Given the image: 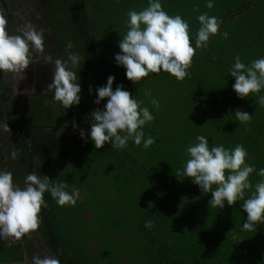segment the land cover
<instances>
[{"label":"rangeland","instance_id":"1","mask_svg":"<svg viewBox=\"0 0 264 264\" xmlns=\"http://www.w3.org/2000/svg\"><path fill=\"white\" fill-rule=\"evenodd\" d=\"M235 1L243 3L251 0ZM255 1L257 0H252L250 4L240 8H248L247 10L223 21L220 17L229 6H223L221 0H213L212 9L205 7V0H161L164 11H172L173 14L170 15H180L188 21L192 37L195 36V30L190 29V24L199 28L196 17L207 12L218 18L219 32H227L228 38H222L218 32L210 37L206 48L195 50L187 71L196 83L190 82V75L177 81L175 77L161 71L158 74L151 73L135 91L130 92L154 116V120L144 127L145 135L154 138V144L147 150L142 144L137 146L131 141L124 149H114L109 143L106 144L110 145L107 159L94 160L84 168L63 158L42 161L38 157L33 159V169L41 167V175L47 176L50 183L63 182L68 185L69 190L75 188L80 193L73 206H58L55 200L50 202L53 203L50 207L57 218L55 228L58 237L63 241L65 252L72 253L76 249L71 254L74 256L80 246L83 249L80 250L87 253V264H148L140 250L144 240L136 231L140 214L149 209L153 201L152 192L147 186L153 178L148 176L151 178L148 183L146 174L148 171L154 172L153 177L158 179L160 176L157 171L166 163V159H179L183 168L188 158L186 148L189 144L196 143L197 135L205 136L209 146L222 144L225 148L232 149L240 144L248 153L247 159H264V106L259 104V95H264V90L240 99L232 89L234 78L229 76L235 56L238 55L245 64L264 57V0L257 3ZM92 2L93 0H85V18L89 23L92 21ZM117 5L118 3L114 7ZM74 14V19L81 18L76 10ZM32 16L33 20L43 24L42 18L39 19L36 14ZM70 16L67 17L71 21L73 18ZM100 29L103 28L96 21L95 28L89 32L88 63H91V74L94 71L101 79H107L108 74L114 76L115 89L119 83L124 85L129 80L117 65H110L106 69L96 65V56L100 55L104 46V41L97 35ZM106 54L99 61L106 62L109 59V54ZM89 85L90 89L94 87L91 81ZM123 87L126 90L127 87ZM94 93L93 104L96 90ZM201 98L205 101L204 104L199 101ZM152 99L158 101V109L151 104ZM105 103L106 100L101 101L100 107ZM51 108L50 113L29 115L24 110L25 119L31 124L30 130L49 131L51 128H59L60 130L54 129L55 132L73 142L77 140L80 131L85 132L83 129L69 128L79 124L80 117L73 119L68 109L62 105L60 107V104H54ZM236 110L252 115L247 125L236 121ZM227 118L236 127L227 125ZM76 130L79 131L78 135ZM62 144L66 142L62 140L59 147ZM104 147L96 152L105 151ZM73 150L77 152L75 157L85 153V150H80L79 144ZM19 171L23 173V169L19 168ZM176 210L180 208L176 206ZM158 217H162L160 212ZM26 236L27 234L24 237ZM38 254L35 250L31 252L32 256H46Z\"/></svg>","mask_w":264,"mask_h":264},{"label":"clouds","instance_id":"2","mask_svg":"<svg viewBox=\"0 0 264 264\" xmlns=\"http://www.w3.org/2000/svg\"><path fill=\"white\" fill-rule=\"evenodd\" d=\"M205 7L212 9L213 0H205ZM127 31L121 37L115 55V63L125 69L127 80L136 84L150 73L161 71L182 81L190 73L187 71L192 63L195 50L206 48L210 37L217 35L220 22L207 12L196 17L199 28L192 37L189 23L180 15H169L162 8L161 0H148L147 7L140 11L130 9L127 12ZM6 19L0 15V73L4 76L14 74L24 79L23 73L33 63V52H43L44 38L30 23L23 25L18 34H9ZM227 39V32H219ZM81 57L78 53H67L66 59H47L53 62V79L48 91L53 92V100L64 108L79 105L81 87L74 71ZM229 69V76L234 78L232 89L237 97L244 99L264 90V57L252 60L249 64L241 61L237 55ZM114 76L109 75L105 86L96 89L94 103L99 105L106 100L104 109H95L90 114L91 124L88 136L95 149L106 144L112 148L124 149L128 142L147 150L154 144V138L146 136L144 127L154 120V116L143 102L117 85L113 89ZM91 94V89H89ZM151 104L159 108L157 100ZM259 104L264 106V95H259ZM247 112L236 110L234 117L240 124L247 125L251 120ZM75 127V125H73ZM10 134L7 122H0V135ZM81 138L84 132H80ZM196 143L186 148L188 158L177 177L188 178L202 192H211L209 206L223 209L242 201L240 207L246 213L241 230L257 231L258 225H264V168L256 171L253 165L246 163L248 153L237 144L228 149L221 145L209 146L203 135L196 136ZM17 151L7 154L0 149V157L15 160ZM256 172L261 179L254 185L250 175ZM213 186H215L213 188ZM250 191V195L248 194ZM47 192L58 206H73L79 199L78 189H68L66 183L52 184L44 175L35 172L27 174L24 186L14 183L11 171L0 168V239L15 238L19 240L25 234L35 232L41 222V208H47L44 199ZM247 197V198H246ZM144 227L151 229L153 221H145ZM31 264H60L56 255L32 256Z\"/></svg>","mask_w":264,"mask_h":264},{"label":"trees","instance_id":"3","mask_svg":"<svg viewBox=\"0 0 264 264\" xmlns=\"http://www.w3.org/2000/svg\"><path fill=\"white\" fill-rule=\"evenodd\" d=\"M260 1L262 0H257L255 3ZM249 2L252 0L243 3H238L235 0H221L223 6L229 7L220 18L223 21L234 18L237 14L248 9L240 8ZM117 3L118 5L114 7ZM0 4L5 5V2L0 0ZM85 5V0H46L39 13L43 21L42 26L49 30L44 44H46L51 58L63 60L66 59L69 52L78 53L81 57L78 66L73 69L77 72V82L80 83L81 100L78 106L73 105L68 108V111L73 119L80 117V122L75 127L85 130L84 137L80 138L81 136H79L73 144L74 147L79 144L80 150H85L83 155L77 154L75 157L77 152L71 149V140L68 138L62 137L59 141L55 140L54 135L57 134V131L55 132L54 129L58 130L59 128H54L49 133L46 132L49 137L42 140V132L36 133L30 130L31 124L25 119L27 114L50 113L51 106L60 104L53 100L52 91L49 99L53 104L50 102L49 106H44L43 100L40 98L37 100L38 102L24 103L14 107L4 95L5 90L0 89V122H7L10 133L5 136L1 135L0 149H3L6 154L13 149L18 153L15 160L0 157V168L11 171L14 183L20 187L24 186V178L27 174L35 172L38 176L41 175V167L33 169V157H38L40 161L55 157L63 158L84 168L91 165L94 160L105 161L110 153L108 152L110 145H105L106 152L97 153L99 149H95L88 136L91 124L90 114L95 109L101 111L104 109V106L93 104L94 91L101 85H106L107 82L106 77L101 79V76L98 73L95 74L94 71L91 74V63H88L90 55L87 49L90 42L89 32L95 28L96 21L103 28L97 34L104 41V46L100 55L96 56V65L105 69L110 65H116L114 57L120 51L118 43L127 31L125 22L128 17L126 14L130 9L140 11L147 7L148 0H93L90 23L85 18ZM230 6L233 8L231 9ZM75 10L76 14L81 15L80 19L77 17L74 19ZM167 11L169 15L173 14L172 11ZM234 11L238 12L230 15ZM118 13L119 16H116ZM67 16L73 19L70 21ZM8 19L10 20V15ZM190 29H194L196 32L198 28L195 24H190ZM6 30L9 33L18 34V31L16 33L11 29L9 23L6 24ZM106 53L109 54V59L106 62L99 61L101 56ZM119 68L124 74L125 69ZM148 77L141 78L136 84L129 81L123 86H126V90L130 93L135 91ZM190 78L191 83H196L192 75ZM90 81L94 86L91 88V94L89 92ZM199 101L202 104L205 103L202 98ZM25 109L26 115L24 116ZM15 119L17 120L13 123ZM226 122L227 125L232 126L231 128L236 127L231 119L227 118ZM62 140L66 142V144H62L63 148L59 147ZM246 163L253 165L256 171L264 168V159H246ZM180 164L179 159H166V163L159 169L160 173L159 170L157 171L160 176L158 179L153 177L154 172L148 171L146 174V181L153 178L152 182L148 181L150 185H147L152 192L153 201L151 207L140 214L136 223V231L144 240L140 250L147 263L264 264V225H258L257 231H242L241 226L247 215L240 207L243 202L237 201L231 206L226 204L223 209L209 206V201L212 198L211 192H202L190 179L177 177L183 169ZM19 168L23 169V173L19 171ZM260 179L261 177L256 175V172H253L249 177L253 185ZM248 194H251L250 191ZM44 199L48 207L41 208L39 215L42 217V222L35 232L28 233L26 237L24 235L19 240H15V238L0 239V264L20 263L25 254L32 257L33 250L38 253L45 251L48 255H56L60 264L88 263L87 253L82 252L80 246L74 256L71 254L76 249L71 251L72 253L64 251L63 241L58 237L55 228L56 213L50 207L53 204L50 202L54 199L47 192L44 193ZM176 206L180 210H176ZM159 212L162 216L160 219ZM147 220L153 221L151 229L144 227ZM68 248L70 249L69 246Z\"/></svg>","mask_w":264,"mask_h":264},{"label":"flooded vegetation","instance_id":"4","mask_svg":"<svg viewBox=\"0 0 264 264\" xmlns=\"http://www.w3.org/2000/svg\"><path fill=\"white\" fill-rule=\"evenodd\" d=\"M5 2L4 4H0V15H3L6 19V24H10V27L12 30H14L17 33V30L22 27L25 24L30 23L33 27L36 25V30L41 32L43 35V38L45 40V37L48 36L49 30H44V27L42 24H40L38 21L36 22L33 20V14H36V16H39L41 8L44 7V4L46 3V0H1ZM10 15V20L8 19V16ZM41 18V15L39 16V19ZM33 63L29 64L28 68L25 69L22 77L9 74L7 76H4L2 73H0V89H4V95L7 97V100L14 105V107H18L19 103L21 105L25 104H32L34 102H38V99L43 100L44 106H49L50 99L49 95L52 93L51 91H48V85L50 83L51 78V71L53 70V62L48 61L47 59H53L48 54V49L46 48V44H44V50L43 52H33ZM54 60V59H53ZM15 119L13 123L16 121ZM12 128V127H11ZM69 128H77L73 126H69ZM53 129H49V131H38V130H31L32 132H42L41 134V140L49 137L46 136V132H50ZM81 130V129H79ZM78 135L79 131H75ZM81 132V131H80ZM3 134L2 136H5ZM49 135V134H48ZM80 134L78 135V137ZM1 137V135H0ZM63 135L56 134L54 135V138L56 141H59ZM77 137V138H78ZM81 138V137H80ZM69 139V138H68ZM70 140V139H69ZM76 140L71 141L72 144V150L75 148L73 144ZM33 159H36V157H33ZM83 250V249H82ZM39 254H47L45 251H40ZM38 254V255H39ZM31 258L27 254L23 256V259L20 263H8V264H31Z\"/></svg>","mask_w":264,"mask_h":264},{"label":"water","instance_id":"5","mask_svg":"<svg viewBox=\"0 0 264 264\" xmlns=\"http://www.w3.org/2000/svg\"><path fill=\"white\" fill-rule=\"evenodd\" d=\"M239 11V10H238ZM238 11H234L232 14H230V15H233V14H235L236 12H238ZM51 73V78H50V83L52 82V79H53V70L50 72ZM49 83V84H50Z\"/></svg>","mask_w":264,"mask_h":264}]
</instances>
